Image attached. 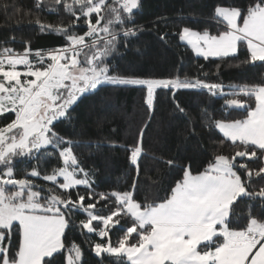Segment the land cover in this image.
Returning <instances> with one entry per match:
<instances>
[{
  "label": "snow or ice",
  "instance_id": "snow-or-ice-1",
  "mask_svg": "<svg viewBox=\"0 0 264 264\" xmlns=\"http://www.w3.org/2000/svg\"><path fill=\"white\" fill-rule=\"evenodd\" d=\"M52 5L48 10L66 13L70 23L37 19L36 24L41 33L60 36L63 44L34 53L27 45L23 53L0 50V118L14 115L0 126V264H86L81 246L69 244L67 237L78 214L86 217L79 223L81 232L100 238L91 243V252L98 258L107 255L114 264H264V184L254 183V178L264 181V80L228 85L226 91L223 83L210 81L213 73L204 72V65L201 75L191 78L120 73L111 60L142 31L135 22L141 0H52ZM36 8L44 10V0H36ZM209 21L215 24L202 30L183 26L177 35L198 57L220 61L216 74L223 62L241 54L244 65H264V0L246 5L221 0ZM106 86L146 90L149 111L157 89L200 90L223 98L225 111L241 110L244 118L213 120L206 111L201 118L223 134L222 144L231 142L234 154H215L196 174L190 164L181 166L182 175L163 197L141 202L138 142L129 155L137 172L130 188L97 193L91 174L74 155L73 141L57 125L71 120L80 97ZM17 158L37 162L23 178L15 175ZM46 158L59 163L42 172ZM166 163L172 167L176 161ZM78 186L85 193L73 196ZM244 201L248 214L234 224ZM101 202L108 215L98 213ZM113 230L123 233L115 244L109 238Z\"/></svg>",
  "mask_w": 264,
  "mask_h": 264
},
{
  "label": "trees",
  "instance_id": "trees-1",
  "mask_svg": "<svg viewBox=\"0 0 264 264\" xmlns=\"http://www.w3.org/2000/svg\"><path fill=\"white\" fill-rule=\"evenodd\" d=\"M142 7L135 16L142 31L131 39L127 49L121 47L119 54L111 63L120 73L141 78H172L176 75L195 77L204 72H212L211 82L228 85L258 83L264 80V65H244L241 54L239 59H228L222 63L216 74L215 61L209 63L198 57L191 48L179 40V29L188 26L204 29L215 21H209L213 7L221 0H141ZM232 3V0H223ZM247 4V0H236ZM52 0H44V10L36 8V0H0V50L12 48L23 53L25 46L32 52L47 51L64 43L63 39L52 33H41L36 24L39 19L44 24L68 25L70 19L66 13H52ZM213 34L216 28L212 27ZM164 36V39H161ZM34 59V56L30 57ZM23 69V66H18ZM146 90L128 86L115 88L106 86L94 94L80 97L71 110V120L57 125L62 136L73 141V152L80 164L90 175L97 193H109L128 190L137 172L130 164V150L138 142L142 147L139 158V191L137 199L141 202L163 197L165 191L174 184L181 172V166L191 165L193 174L202 171L208 161L217 153L234 154L235 148L230 141L224 140L223 134L214 126H209L201 118L207 112L213 120L231 121L243 119L245 112L237 109L225 111L223 98L212 97L205 91L179 89L174 93L166 89H157L154 107L151 111L145 103ZM254 107V100L251 102ZM179 105L185 111L177 110ZM0 118V126L10 122ZM143 135L141 136V130ZM175 160L170 167L166 161ZM240 158H238L239 160ZM246 160V158H245ZM243 162V161H242ZM37 162L28 158H17L14 162L16 178H23L25 170H31ZM58 160L46 158L41 165L50 171L57 166ZM250 166L255 164L248 162ZM35 179V178H33ZM47 185L42 180L35 181ZM255 186L264 181L254 178ZM73 196L77 191L85 193L83 186L71 190ZM158 202V201H157ZM248 202L240 205L238 215L233 223H240L248 214ZM101 215H108L104 203L98 205ZM85 214L74 218L76 227L67 233L68 242L81 246L83 260L86 264H114L107 255L98 258L91 252V243L100 242L95 233L81 232L79 223ZM95 223V222H94ZM121 231L113 230L109 238L115 244L122 236ZM214 247V246H213Z\"/></svg>",
  "mask_w": 264,
  "mask_h": 264
},
{
  "label": "rangeland",
  "instance_id": "rangeland-1",
  "mask_svg": "<svg viewBox=\"0 0 264 264\" xmlns=\"http://www.w3.org/2000/svg\"><path fill=\"white\" fill-rule=\"evenodd\" d=\"M18 70H21V71H23V69H18Z\"/></svg>",
  "mask_w": 264,
  "mask_h": 264
}]
</instances>
